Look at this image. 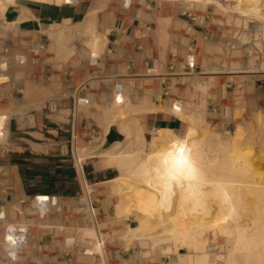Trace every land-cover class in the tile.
Wrapping results in <instances>:
<instances>
[{
	"label": "rangeland",
	"instance_id": "obj_1",
	"mask_svg": "<svg viewBox=\"0 0 264 264\" xmlns=\"http://www.w3.org/2000/svg\"><path fill=\"white\" fill-rule=\"evenodd\" d=\"M80 1H85L89 9L101 10L98 19L100 34H105L109 39L112 35L113 39L107 41L102 52L91 56L82 51L83 41H76L72 56L58 51L55 42V49L48 48L50 27L41 33L27 32L19 36L23 49L29 45L27 41L30 39L41 41L36 53L27 54V64L23 68V71L28 72L24 84L27 82L34 86L35 92L27 100H23L24 96L19 94L23 80L18 76L22 69L14 70L5 88L0 90V110H11L5 131L8 129V137H5L7 142H1L0 155L20 151L11 140L8 127L13 117L33 115L48 106L49 102L59 100H62L63 109L66 107L63 104L69 105L70 95H75L77 101L81 99L83 105L87 99L90 100L87 105L78 106V131L74 141L76 159L77 155L82 160L88 157L96 159L102 153L99 150L93 149V153L89 150L83 154H80V150L96 147L98 134L102 135L107 129L109 134L111 129L119 134L124 129L129 135L128 139L114 145V156H148L147 146L160 132L146 142L138 118L150 112L157 113L159 110L156 108L170 112L168 115L177 119L180 113L184 122L189 124H183L181 132H171L179 139L176 143L180 145L173 151L174 155L192 141L211 140L215 133L220 135L217 138L221 140L227 139L236 130L244 134L240 138L259 132V123L264 124V41L259 39L264 24L261 21L241 17L236 11L226 13L218 5L184 0H132L128 9L127 0H67V3ZM229 6H234V3ZM189 15L195 19L188 20ZM144 30L148 31L145 37ZM43 44L47 50L39 48ZM95 55L101 59L103 57V61H99L101 65L91 66V59H96ZM194 56L196 59H193ZM189 57L190 60H196L192 69L188 66ZM153 68L155 72H148ZM107 81L111 82L108 84ZM10 82L13 85L10 86ZM116 83L123 84V92L113 93L112 88ZM41 88L47 91L53 89V92L50 90L51 95L42 100L41 96L35 97ZM4 89L8 90L1 95ZM71 99L74 104V99ZM178 101L184 103L181 112L173 108ZM5 144L6 147L3 146ZM256 152L251 151L247 160L252 163L253 169L264 175V156ZM120 153L123 154L117 155ZM114 169L119 173L117 177L93 185L84 195L62 199L63 212L44 219L38 217L33 208H41L39 201L53 200L27 197L18 192L8 169H0V203L10 195L6 203L9 221L24 223V218L25 223L31 225L35 234L32 248L50 245L46 255L40 254L39 259L43 263L194 264L195 250L190 246L178 245L173 237L177 235V228L174 229L172 224L156 232L160 234L162 230L173 229L174 235L172 233L144 243L139 240L132 241V245L127 243L133 237L131 234H138L139 223L131 217L135 214L133 205L128 206L131 207L128 208L130 211L121 215L116 213L118 195L112 181L120 177V171L116 167ZM160 177L155 175L153 178L157 181ZM166 178L170 179V187H184L185 183L180 182L186 180L184 177L178 179L175 173H171ZM166 180L162 177L158 183L149 181L148 187L132 185L131 189L125 190V194L152 191L162 195L168 187ZM12 187L14 193L9 190ZM176 193L170 191L168 194L173 196L168 201L157 203V207L161 208L155 209L158 215L167 212L177 216L173 212ZM89 201L97 210L100 234L94 231L88 217L79 211ZM45 234L50 235L51 241H39ZM101 237L105 242L106 253L99 243L95 244L96 239ZM65 241L69 245H77V248L68 249ZM87 249L102 254L103 260L83 255ZM221 255L219 260H215L218 264L233 262L229 253ZM28 257L35 259L31 254ZM129 257L133 259L129 261ZM210 257L214 259L211 254Z\"/></svg>",
	"mask_w": 264,
	"mask_h": 264
},
{
	"label": "bare ground",
	"instance_id": "obj_2",
	"mask_svg": "<svg viewBox=\"0 0 264 264\" xmlns=\"http://www.w3.org/2000/svg\"><path fill=\"white\" fill-rule=\"evenodd\" d=\"M35 1L56 5L67 3V0ZM184 1L218 5V8L226 13L236 11L235 13L238 12L244 17L259 20L264 24V20L260 16V8L253 3V0ZM230 3H234V6H229ZM9 8L10 6L6 0H0V18L6 24V31H12L14 35L27 33V31L19 30L18 26L20 24L18 22L6 20V13ZM100 14L101 10L91 8L86 13L81 24L74 25L70 22H64L51 25V33L48 34V48L50 50L55 49L54 45L57 43L58 51L73 56L75 42L83 41L82 51L86 52V55L91 56L96 54V52H102L110 39L105 34H100L101 27L98 25ZM193 19L195 18L189 15L188 20L191 21ZM147 32V30L143 31V37L147 35ZM260 35L259 39L264 41V28ZM53 42H55L54 45ZM95 58L97 65L100 63L99 60L103 61V57L101 59L95 55ZM24 67H26L24 64L17 69L13 67V71L22 69V71H19V76L16 74L23 80V84L19 88V94L24 96L23 100H27L32 97L35 88L27 82L24 84L26 73H28L23 71ZM149 72H155V69H149ZM10 78L8 73L4 74L1 83L6 85ZM12 83L10 82L9 85H13ZM7 90L4 89L1 95ZM50 90L47 91L41 88L35 94V97L41 96L42 100H45L51 95L49 93L53 89ZM88 101L90 100L87 99L84 105H87ZM80 104L83 105L81 101ZM173 108L181 112L184 108V103L178 101ZM156 109L159 110L157 113H170L162 110V108ZM10 112L11 110L9 109L0 110V129L9 122L8 115ZM178 119L182 123L185 121L180 113ZM262 124L263 122L259 123V127H261L257 130V132L261 133L254 132L250 136L246 134L244 138H240L244 134L236 130L227 139L221 140H219L220 135L215 133L216 136H210L212 139L209 141L203 142L201 140L200 142V140H196L186 146L184 145L182 150L175 155L173 151L180 146L176 143L179 139L172 135L171 132L164 130L160 132L154 141L148 144L149 153L146 157L140 154L128 157L114 156L115 153L113 154L111 150L100 154L99 160L103 168L116 167L120 171V177L112 181L114 190L118 195V203L115 205L116 213L121 215L125 211H130L128 209L131 208L128 207L129 205H133L135 208L133 210L135 214L131 217L138 221L139 226L137 229L139 232L138 234H131L133 237L128 239L127 243L132 245L131 242L136 240L141 242L154 241L170 236L172 233L174 235L173 229L162 230L160 234L156 232L172 224L174 229L177 228V235L173 237L178 245L181 247L190 246L195 250L196 262L194 264H218L216 261L222 257L221 254H224V252L229 253L233 264H264V175L253 169L252 163L247 160L253 150L257 151V154L264 156V124ZM7 132H2V136L0 134V145L2 141L7 142L5 139ZM108 135L109 129L102 135L98 134L96 138L97 144L94 149H102ZM120 136L126 139L129 137L124 129H121ZM205 145L206 147H204ZM4 146L7 145L5 144ZM171 173H175L179 177L178 179L182 177L186 179L185 181H180L185 183L184 187H170V179L166 177ZM155 175L167 179L166 185L169 188L165 186L166 188L162 195L152 191L125 194V190L131 189L132 185L148 187L150 186L149 181L156 183L162 179L160 177L156 181L153 178ZM92 187L93 185L87 184L85 190ZM170 191L171 193L177 192V201L173 204V212H176L177 216L169 215L167 212L158 215L155 212V209L159 208L157 203L166 202L168 198H171L173 194H168ZM6 203V199L3 200L5 209H7ZM198 210L203 212H198ZM22 219L25 223L26 220ZM145 232L148 234H145ZM151 234L157 235L151 236ZM91 251V249H87L83 251V255L90 256ZM208 253L214 258L213 260L210 259V254L209 257L207 256ZM132 259L131 257L128 258L129 261Z\"/></svg>",
	"mask_w": 264,
	"mask_h": 264
},
{
	"label": "crops",
	"instance_id": "obj_3",
	"mask_svg": "<svg viewBox=\"0 0 264 264\" xmlns=\"http://www.w3.org/2000/svg\"><path fill=\"white\" fill-rule=\"evenodd\" d=\"M6 1L10 6L6 13V20L18 22L21 24V30L28 33H38L51 25L64 22L80 23L89 10L85 1L61 5L35 0ZM253 1L260 8V16L264 20V0ZM128 8L126 5V9ZM141 14L140 11L139 15ZM112 39L111 35L110 41ZM107 82L109 84L111 81ZM71 98L76 99L75 95H70V103L68 106L66 103L63 104L66 106L63 109L62 100H59L56 103V111H49L46 106L33 115L27 114L23 118L14 117L9 123L11 140L20 151L0 155V169H8L18 187V192L27 197L39 196L42 199H52L48 197L51 195L62 199L75 198L82 189L80 176L82 169L87 181L93 183L91 185L107 182L119 174L115 167L102 168L101 161L97 159L103 152L107 153L108 150L104 149H109L125 139L115 129H111L102 149L99 150L102 153L97 155L96 159L88 157L82 160L78 155L77 159L75 158L72 144L73 103ZM160 113H148L138 118L143 130V139L146 142L148 139L152 140L154 134L162 130L177 133L182 131L183 124L189 126L188 123H182L175 117ZM115 147L110 150L112 151ZM93 149V147L81 148L80 154L89 150L93 153ZM9 190L15 192L13 187Z\"/></svg>",
	"mask_w": 264,
	"mask_h": 264
},
{
	"label": "built area",
	"instance_id": "obj_4",
	"mask_svg": "<svg viewBox=\"0 0 264 264\" xmlns=\"http://www.w3.org/2000/svg\"><path fill=\"white\" fill-rule=\"evenodd\" d=\"M131 1L127 3L128 7L131 6ZM78 2H73V4H76ZM19 30H21V24L18 26ZM7 27L2 18H0V90L2 88H5L6 85L1 83L3 79V75L8 73L11 77L13 74V67L19 68L21 65H26L27 62V54H33L37 51V45L38 42L36 39H30L27 42H29L28 46H25L23 49L21 42L19 40L18 34L14 35L12 31H6ZM42 39V38H41ZM40 48L42 50H47L48 48L45 46V44L41 45ZM193 59H196L195 56ZM193 59L190 60V57L188 58V66L190 68H194L193 64H196V60L193 61ZM92 61L90 62L91 66H97V60L92 58ZM100 61V60H99ZM194 62V63H193ZM149 72V70H148ZM124 86L121 83H116L113 85L112 91L115 94L116 92H123ZM80 99L78 101L74 99L73 104V122H72V141H73V147H74V141L77 139V131H78V125H77V112H78V106H80ZM57 101L49 102L48 110L49 111H56L57 110ZM6 126L2 127L0 129V134L2 136V132H5ZM81 180H82V189L79 195H84L86 192L85 187L87 184H92L89 181H87L85 177L84 170H81ZM48 197L52 198L53 201H39L41 208L34 209L35 214L40 217L41 219H44L45 217L48 218L50 216H53L55 214H60L63 212V206H62V198L57 196H51L48 195ZM9 195L6 196V201L8 202ZM36 198H39V196H36ZM58 203L56 206L54 204ZM52 206V207H51ZM60 206V207H58ZM93 203L91 201L85 202L82 207L80 208L81 213L83 216L88 217L94 231L97 234L102 233L100 226H99V219L97 216V210L93 207ZM79 210V211H80ZM43 217V218H42ZM31 225L29 223H12L9 221V214H7V209H5V206L3 205V200L0 203V264H47L43 263L39 257L40 254H47V249L50 247V245H47V247H41V245H38L39 248H32L33 242L35 241V234L31 230ZM74 237H77L76 235H73ZM98 238V237H97ZM50 240V235H43L39 241L43 240ZM100 244L101 248L105 252V242L103 237L100 239H96L95 244ZM66 247L68 249H76L77 245H69L65 241ZM96 247V246H95ZM93 247V249L95 248ZM92 249L91 255L94 257H100V259L103 260L102 254L97 253ZM86 251V250H85ZM34 255L35 259L29 258L28 254ZM30 262V263H29Z\"/></svg>",
	"mask_w": 264,
	"mask_h": 264
}]
</instances>
